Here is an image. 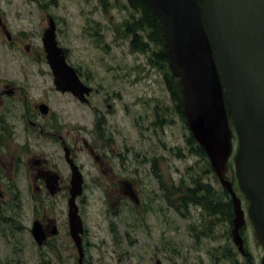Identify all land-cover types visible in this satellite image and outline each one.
<instances>
[{"label": "rangeland", "instance_id": "374dc122", "mask_svg": "<svg viewBox=\"0 0 264 264\" xmlns=\"http://www.w3.org/2000/svg\"><path fill=\"white\" fill-rule=\"evenodd\" d=\"M48 17L66 61L91 88L87 104L55 90L41 41ZM137 17L125 0H0V86L13 84L15 91L13 176L8 152L3 154L11 145L10 98L0 106V264H77V254L60 258V243L54 253L39 250L24 230L32 227L33 205L25 201L39 167L56 171L69 187L64 147L85 185L76 204L86 264H260L264 250L246 217L232 157L225 177L244 213V254L224 216L211 219L194 203H179L178 189L193 180L210 185L219 201L231 198L207 155L190 145L188 126L165 84L168 63L154 57L160 47L149 42L145 53L131 49L124 27ZM138 35L146 40L144 32ZM39 104L48 107L46 115ZM124 181L136 190L137 205L117 195ZM67 199H49L61 222Z\"/></svg>", "mask_w": 264, "mask_h": 264}, {"label": "water", "instance_id": "95a60500", "mask_svg": "<svg viewBox=\"0 0 264 264\" xmlns=\"http://www.w3.org/2000/svg\"><path fill=\"white\" fill-rule=\"evenodd\" d=\"M141 1L160 22L168 66L171 74L179 78L188 129L230 195L234 214L232 242L244 254L239 233L244 213L225 177L235 139L234 175L248 203L246 216L254 238L264 250V0ZM41 40L55 90L86 103L91 88L67 63L51 17ZM37 107L42 115L48 113L45 104ZM64 150L71 173L68 226L78 264H83L84 229L75 203L83 194V177L69 158V150ZM123 184V194L137 204L131 184ZM31 235L37 245L42 244L39 222H33ZM155 264H161L160 260ZM260 264H264V253Z\"/></svg>", "mask_w": 264, "mask_h": 264}, {"label": "trees", "instance_id": "16d2710c", "mask_svg": "<svg viewBox=\"0 0 264 264\" xmlns=\"http://www.w3.org/2000/svg\"><path fill=\"white\" fill-rule=\"evenodd\" d=\"M129 7L135 11L138 17L124 27V32L132 36L130 40V47L134 51L145 53L148 51L149 42H153L160 47L158 52L154 53V57L164 65H167V54L164 47V39L162 37L161 25L158 19L152 13L150 7L143 3L141 0H125ZM138 32H144L146 34V40L138 35ZM170 72V69L168 68ZM167 90L172 96L173 101L176 102V110L178 109L179 114L183 121L186 123V119L183 113L182 107V94L179 78L174 77L171 73L165 79ZM227 111L228 107H227ZM187 126V123H186ZM190 145L195 149L197 155L206 158V154L203 149L196 143L193 136L189 132ZM179 203L185 208L184 203H194V207H199L203 212H207L211 219L218 217L219 215L224 216L232 227L233 219V208L232 203L228 199L226 202L219 201L214 194V190L210 185H202L201 182L193 180L192 184L178 189ZM225 196H228L227 191H223Z\"/></svg>", "mask_w": 264, "mask_h": 264}, {"label": "flooded vegetation", "instance_id": "af4514ba", "mask_svg": "<svg viewBox=\"0 0 264 264\" xmlns=\"http://www.w3.org/2000/svg\"><path fill=\"white\" fill-rule=\"evenodd\" d=\"M8 39H10L9 34H8ZM14 92L15 91L13 89V84L10 85L9 87L7 85L5 87L0 86V106H4L3 98L9 97L11 100L9 104V110L11 111V123L9 126L10 131H11L10 132L11 145L9 146L8 149L4 151L3 154L8 152L6 154H8V157H10L9 164H10V169L12 171V174H11L12 176H13V94ZM1 125L4 126L3 123ZM0 130L1 132L3 131L1 127H0ZM0 148H2V146H0ZM65 148L66 147H64V149ZM64 149L63 151L65 154ZM70 154L71 153L69 151V158L72 160ZM2 155H1V158L3 159ZM130 184H131V187L134 189V187L132 186V183ZM69 188H70V179H69V187H68L66 185V179H62L56 171L54 172L52 170H47V168L44 165H42V167L38 168L37 173L34 177V192L32 193L31 197L26 198L25 203H28L29 201V203L33 205V207L30 206L31 212H32V215L30 216V221L32 222V225H33V222L35 221L39 222L40 227H41V232L43 233V236H44V240L42 244L41 245L36 244V247L39 250H46L48 253H54V249L56 248L54 245L57 243H60V245L62 246L61 249L63 251L62 253L63 255H61L60 258L64 257L66 259L73 260L76 258V254H77L76 263L78 264L79 256H78L77 248L75 244L73 243V240L69 232L68 217H67L68 208H67L66 215H64V220L61 222L57 218V215L54 214V211H53L54 204L51 201H49V199H53L56 196L57 197L63 196L65 194H68V198H69ZM133 191L137 195L136 190H133ZM122 194L123 192L122 193L117 192V195H119L121 199H126L124 194L123 195ZM1 196L2 194L0 193V197ZM26 208L28 210V207ZM33 208L36 209L37 212L34 213ZM24 230L29 231L31 235V229L25 228ZM83 235L84 233L81 236L82 244H83ZM69 245L71 246L70 249L72 250L71 254L67 252V247ZM83 251H84V248H83ZM65 254H67V257L65 256ZM82 262L83 264L87 263L85 253H84Z\"/></svg>", "mask_w": 264, "mask_h": 264}, {"label": "bare ground", "instance_id": "6f19581e", "mask_svg": "<svg viewBox=\"0 0 264 264\" xmlns=\"http://www.w3.org/2000/svg\"><path fill=\"white\" fill-rule=\"evenodd\" d=\"M138 198V197H137ZM132 203L134 204V205H137L138 203H139V198H138V203L137 204H135L133 201H132Z\"/></svg>", "mask_w": 264, "mask_h": 264}]
</instances>
